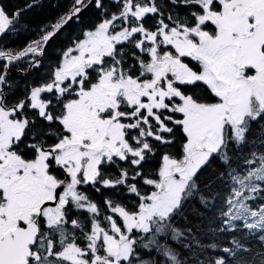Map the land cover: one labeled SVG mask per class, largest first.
<instances>
[{
    "label": "snow or ice",
    "instance_id": "obj_1",
    "mask_svg": "<svg viewBox=\"0 0 264 264\" xmlns=\"http://www.w3.org/2000/svg\"><path fill=\"white\" fill-rule=\"evenodd\" d=\"M48 3L0 0V264H264V0Z\"/></svg>",
    "mask_w": 264,
    "mask_h": 264
},
{
    "label": "trees",
    "instance_id": "obj_2",
    "mask_svg": "<svg viewBox=\"0 0 264 264\" xmlns=\"http://www.w3.org/2000/svg\"><path fill=\"white\" fill-rule=\"evenodd\" d=\"M17 2H23V0H6V3H8L9 7L11 8L14 6ZM67 2V0H66ZM42 7H37L32 9L31 11L27 12L26 15L23 17L24 20H26L32 27L33 31H38L40 27H42L44 24L50 22L52 18L56 15L57 9L53 8L49 3L48 0H42ZM63 10L62 8L60 9ZM95 18V12L92 9H88L83 13L82 20L83 23L86 25L91 22L92 19ZM151 21L149 20V23ZM79 32V26L78 24L70 23L68 26L65 27V29L58 35V37L48 46L47 48V55L44 58L43 66L37 71L32 70L30 74H18L15 72H11V78L14 81H34L38 79L39 76L45 75L47 67L50 63L54 62L55 59L58 56V50L59 46H62L67 38L70 35H75ZM33 38L30 33H26L21 31L18 35H12V36H5L3 38V44H9L11 48H19L25 44L28 40ZM147 168L155 167V162H150L148 165H146ZM221 193L225 192L226 189L221 188ZM259 203V200L257 201ZM221 206V200H217L215 202V205L210 209H204L199 204H192V205H186V207L189 209V211L186 212V215L188 216V221L191 222V225H196L197 227L201 229H206L208 227V224L211 220L214 219L216 216V209ZM194 209H199L203 215H195L193 214ZM218 223V221H217ZM176 224L178 227H187L190 226L186 221L183 219L177 218ZM215 226V225H213ZM225 237H227L228 233L221 234ZM200 239L205 242H213L217 239V237L213 234H205L204 232L199 233ZM174 243V242H173ZM254 241H250L246 247L252 246L254 244ZM222 245L227 244V240L221 241ZM175 247L179 248V244H174ZM208 253L211 255H222L220 249L216 250H207ZM197 255L200 256L201 259H204V254L197 253Z\"/></svg>",
    "mask_w": 264,
    "mask_h": 264
},
{
    "label": "flooded vegetation",
    "instance_id": "obj_3",
    "mask_svg": "<svg viewBox=\"0 0 264 264\" xmlns=\"http://www.w3.org/2000/svg\"><path fill=\"white\" fill-rule=\"evenodd\" d=\"M32 36V35H31ZM6 46L10 47L9 44H6ZM11 48V47H10ZM12 72L18 73V74H23L20 72H17L15 68H13ZM16 83L20 84V89L17 91V94H19L20 91L24 88L26 83H31L32 81H15ZM108 171H112V169H107ZM102 191H105L102 189ZM91 195L98 201L102 200V197L99 193H95L94 191L91 192Z\"/></svg>",
    "mask_w": 264,
    "mask_h": 264
}]
</instances>
